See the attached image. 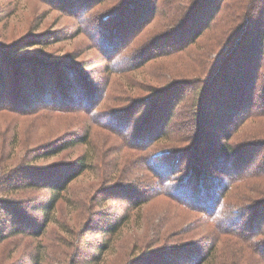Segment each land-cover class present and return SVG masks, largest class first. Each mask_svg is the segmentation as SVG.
I'll return each instance as SVG.
<instances>
[{"label": "trees", "instance_id": "1", "mask_svg": "<svg viewBox=\"0 0 264 264\" xmlns=\"http://www.w3.org/2000/svg\"><path fill=\"white\" fill-rule=\"evenodd\" d=\"M102 1L54 0L83 18L87 17L82 16L86 14L84 12ZM113 1L116 4L105 10L103 15L85 21L83 26L99 49L101 58L108 64L115 63L113 69L108 66L113 74L136 81L134 72L155 62L159 56L168 58L195 45L196 52L185 57L187 61L183 66L169 61L168 64L174 65L177 70L172 71L173 68L167 65L166 71H162L168 76V82L141 99L125 98L124 102L131 105L115 110L111 115L121 112L124 116L127 114L126 118L114 117L111 122L98 118L107 112H95L99 98L103 100V88L89 86L82 78L79 66L73 65V68L60 73L63 69L58 68L60 62L50 55L42 59L19 57L21 49L35 45L32 39L21 40L17 46L4 51V55L14 63L0 61L6 66L4 70L0 66V97L8 95V100L0 99V113L13 112V116L16 115L14 119H19L35 113L39 108L31 110L36 106H30L31 102H37V106L43 105L40 108L52 112H55V106L69 103L72 107L68 110L83 111L92 116V120L101 122L99 126L109 132L112 130L110 123L113 125L117 121V125L123 128L122 133H130L133 143L140 149L145 148L150 139L160 138L170 130L187 131L189 136L183 149L161 152L151 157L149 164H145L146 159L142 163L154 179L150 186L154 190L147 197L160 195L166 188L164 195L178 208L193 214L195 220L176 230L171 229L177 224L176 217L164 219L139 236L144 238V243L137 244L135 249L145 246L146 250L139 253L134 249L131 253L136 252L154 264H187L190 261L192 264H264V229L262 233L254 229L248 233L232 227L235 220L240 219H247L244 226L248 227L254 218L252 214L249 220V209L251 212L254 206L247 204L241 208L227 202L229 193L237 185L264 177V168L249 169L252 161H248L252 149L264 148V0ZM151 21L155 24L145 44L137 50L131 47L125 54L133 36ZM91 29L99 35L98 38L93 36ZM23 67L31 70L34 78L27 73L28 78L23 77L21 83L17 76L21 71L23 76L27 75ZM5 70L16 79L12 87L9 85L14 79L11 80V76L5 78ZM161 98H167L171 108L165 118L164 114H159L163 120L155 123ZM183 98L188 99L186 104L189 108L194 106L190 117L184 120V125L172 123L175 106ZM9 102L14 108L8 106ZM79 102L83 106L75 108ZM141 102L148 104L144 107L140 105L137 109L139 114L131 116V109ZM242 128H249V131L235 139ZM0 141V264H55V240H50L48 235L55 233L58 221L56 207L68 202L66 193L70 184L83 173L95 172L102 180L106 172L101 166L94 168L92 155L85 151L73 162L69 174H60L57 179L55 174L48 175L55 172V164L42 168L35 164L39 159L55 156L64 146L57 149L52 146L42 153H39L40 147H36L22 155L16 151V146L7 150L11 144L1 136V132ZM78 142L83 145L88 143L86 138ZM13 156L16 160L14 166L12 161H8ZM29 160L34 162L25 163ZM141 182L131 189L130 193L136 198L128 200L122 218H108L107 213L103 214L102 221L108 223L102 228L105 241L91 247L92 250L85 255L84 264L102 263L100 255L106 247L107 252L117 247L118 244L107 235L122 234L124 227L132 222V212L147 200L143 193L148 192L142 189ZM33 193L37 195L33 196ZM99 203L100 200L95 198L94 206ZM247 213L249 215L245 218ZM79 231L67 229L64 241L76 247L80 244L79 234L87 240L89 228L86 224L83 231ZM190 234L196 236L194 241L203 237H206L205 240L210 237V240L206 246L197 245L192 250L187 249L190 246L187 243L173 247L164 244L170 236ZM121 243H126V239ZM22 244L26 245L25 249L12 257L17 255L16 249ZM133 254L132 258L136 260L128 259L124 264H135L141 259ZM62 256L64 254L59 251L58 259ZM10 259L11 262H8Z\"/></svg>", "mask_w": 264, "mask_h": 264}, {"label": "rangeland", "instance_id": "2", "mask_svg": "<svg viewBox=\"0 0 264 264\" xmlns=\"http://www.w3.org/2000/svg\"><path fill=\"white\" fill-rule=\"evenodd\" d=\"M115 4L113 0H103L101 3L92 6L89 11L84 12L86 14L82 16L87 17L83 18L79 17L77 12L74 13V11H68L65 7H61L54 0H0V61L8 60L14 63L10 57L4 55V51L17 46L21 40L29 41L32 39L35 41V45L31 47L26 46V48L21 49L22 51L17 56L42 59L50 55L60 62V64L59 62H55V64H59L58 68H63L59 71L60 73L64 69L68 71L74 66H79L82 70V78L86 79L85 82L89 86L92 88L96 87V89H100L99 87L103 88V100L100 101L99 98L95 112L107 113L106 115L98 116V118L103 117L111 122H113L114 117L119 119L126 118L127 114L124 116L121 112L114 113L113 115L111 113L115 110L126 108L128 104L129 106L131 105L129 102H124L125 98H130L131 100L141 99L151 95L156 87L164 86L168 82V76L165 75V72L162 73V71H166L167 65L168 68H173L172 71L177 70V67L168 64L169 61L176 62L179 67L183 66L187 61L185 57L196 52L197 47L196 45L192 46L188 51L168 58L166 56H159L155 62L145 67L142 66L137 69L136 73L134 72L133 76L136 81L128 78L124 79V77L113 74L108 66L113 69L115 68V63L108 64L101 58L99 49L95 42L89 38L87 32L83 30V26L85 21L89 22L94 17H100L104 14L105 10ZM143 6L146 8L147 4L144 3ZM80 19L81 21H79ZM154 24L152 21L149 24L147 22L144 28L142 27L143 29L141 28L142 30L140 29L133 36L125 54L128 53L131 47L132 50H137L142 44H145L144 42L148 40L147 36L150 34ZM90 31L95 38H98V34H95L92 29ZM6 65L9 64L6 63ZM0 66L1 70L6 68L2 63H0ZM23 68L26 74L29 73L34 78L31 70ZM76 69L79 70L78 68ZM5 72L3 74L5 78L11 76L10 79H14V76L12 77L7 70ZM21 72L17 77L20 78L22 83L23 77L28 78V74L23 76ZM74 72L77 73V71ZM162 74H164L163 77ZM15 84L16 79L9 86L12 87ZM30 87L32 86L30 85ZM146 87L148 89L144 90ZM131 95L134 97H131ZM6 96L8 95L1 96L0 99L8 100ZM187 100V98H183L175 106L176 110L172 115V123L179 122L184 125V120L190 117L189 113L194 106L189 108L186 104ZM159 101L162 102L157 109L158 114H155V123L163 120L159 114H164L165 118L171 108L170 101L167 98H161ZM8 104L9 107L14 108L10 102ZM35 104L36 106L31 108L32 110L39 107L35 110V113L28 114L26 117H19V119H14L16 115L13 116L15 113L12 111L13 114L5 113L6 111L0 113L1 136L11 144L7 150L11 149L12 146H16V151L24 155L36 147H40L39 153H42L50 150L52 146H55V149L64 146L55 156L39 159L36 161L37 164H35V166L41 168L55 164V172H49L48 175L55 174V178L57 179L60 174H69L73 162L85 151L87 154L92 155L94 168H100L101 166L106 172L102 180L96 176L99 174L95 172L83 173L76 181L70 184L69 190L66 193L68 202L56 207L55 214L58 221L55 223V233L48 235L50 240H55V264H84L85 255L89 254L90 250H92L91 247L105 241L106 236L103 235L102 228L108 223L107 221H102L103 214L107 213L108 218H122L127 208V203H129L128 200L136 198L130 193L131 189H135L141 181V185L143 184L142 189L144 188V191L148 192L143 193L144 198H147V200H145L138 210L134 209L135 211L132 212L130 219L132 222L124 227L122 234L107 235V238H110L118 245L115 249H110L108 252V247H106V250L100 255L103 259V262L100 264H124L128 259H135L132 258L133 252L131 253V251L135 249L137 244L144 243V238L139 236L163 222L164 219L176 217L175 221L177 224H174L171 228H176V230L179 226L194 222L195 218L193 214L178 208L164 195L166 188L160 195H149L147 197L154 190L150 187L154 179L146 170L145 164H149L152 161L151 157L160 155L161 152L183 149L182 147H184L189 136L187 131L170 130L166 135L160 136V138L154 137L150 139L151 142L145 148L140 149L137 148L136 143H133L130 133H122L123 128L117 125V121L113 125L110 123L109 127L112 130L109 132L106 128L99 126L101 122H98L97 119L92 120V116H88L83 111L68 110L69 107H72L69 103L55 106V112L40 108L43 105L37 106V102H31L30 106ZM147 104L141 102L135 105L136 107L131 109L129 113L131 116H136L139 114L137 111L139 106L142 105L144 107ZM82 106L83 104L79 102L78 106L75 105L74 107ZM108 114L110 117H107ZM121 115L123 117H120ZM214 120L216 121L217 119L214 118ZM15 125L16 129L14 128ZM248 131L249 128H242L234 138L236 139ZM254 131H256L255 128ZM85 138L87 139V144L83 145L78 142V140L82 141ZM11 140L13 141L10 142ZM144 159H146L145 164L142 163ZM249 160L252 161L249 169L258 167L262 170L264 168V148L252 149V154L248 158ZM8 161H12V166L16 165L14 156ZM33 162V160H29L25 163ZM61 166L64 168H60ZM229 194L227 202L232 205L236 204L241 208L247 204L254 206L251 212L249 209L251 215L247 213L244 216L246 218L249 215L248 218L250 220L252 214H254V218L249 222L248 227L245 228L244 226V222L246 223L247 219L235 220V224L233 223L232 227L237 230H245L248 233H250L251 229L262 233V228L264 229V221L262 220L264 218V177L239 184ZM36 195L33 193V196ZM95 198L100 200V203L96 206L93 204ZM183 201L191 204L188 200ZM139 214L142 215L140 219ZM85 224L89 228L87 240L79 234L80 244L76 247H72L69 245L70 243L64 241L67 239V229L72 231L80 229L79 232L81 233ZM97 232L99 235H97ZM100 232L102 233L100 234ZM195 237L191 234L186 236L173 235L168 237L164 244L173 247L187 243L190 244L187 249L192 250L197 245L206 246L210 240V237L206 240V237H203L200 241H194ZM123 239H126V243H121ZM230 240L234 241L233 239ZM24 244L28 243L24 242ZM24 244L19 249H16L18 253L17 255L13 254L12 257L18 256L19 250L25 249L26 245ZM56 250L58 252L61 251L64 256L58 259V252L56 253ZM135 250L140 253L141 250H146V247L138 246ZM136 255L138 256L139 254ZM141 257L139 255L137 258ZM11 260L8 262H11ZM256 261L259 262L258 259ZM244 262L247 263L246 261ZM135 264L154 263L147 258H141ZM187 264H192V261ZM259 264L261 263L259 262Z\"/></svg>", "mask_w": 264, "mask_h": 264}]
</instances>
